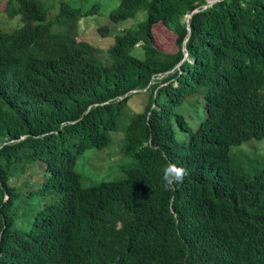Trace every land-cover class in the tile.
I'll return each instance as SVG.
<instances>
[{
  "label": "trees",
  "instance_id": "16d2710c",
  "mask_svg": "<svg viewBox=\"0 0 264 264\" xmlns=\"http://www.w3.org/2000/svg\"><path fill=\"white\" fill-rule=\"evenodd\" d=\"M117 1L109 23L136 26L104 50L81 29L109 35L101 2L6 0L0 264H264V157L252 177L230 157L264 138V0ZM115 132L135 167L86 187L79 157Z\"/></svg>",
  "mask_w": 264,
  "mask_h": 264
},
{
  "label": "rangeland",
  "instance_id": "374dc122",
  "mask_svg": "<svg viewBox=\"0 0 264 264\" xmlns=\"http://www.w3.org/2000/svg\"><path fill=\"white\" fill-rule=\"evenodd\" d=\"M56 4L60 0H51ZM73 5L81 6L85 9H89L93 3L101 2L102 16L99 17L98 21L101 22L103 27L108 28L109 35L103 37L98 31V24L93 19H84L81 29L83 37L104 50H107L109 46L114 43V36L117 35L121 29L133 28L136 26L137 19H130L119 25H113L109 23L108 17L111 10L118 6V1L114 0H67ZM212 1V0H208ZM6 6V0H0V15L4 11ZM114 8V9H115ZM141 18L145 17V14H140ZM139 17V18H140ZM156 46L163 52L175 53L178 51L176 45V37L172 33L159 32ZM189 118H192V114ZM193 123V122H192ZM113 141L109 148L106 150L92 149L86 152V154L79 157L77 161V171L84 175L85 186L97 185L104 181H118L127 177L126 172L135 167V161L131 157H127L123 154L121 149L125 144L124 134L122 132L112 133ZM246 152L243 155L240 154L241 148H233L230 152V157L236 160V164H240L241 170L248 176L252 177L254 173L258 172L262 165V159L264 157V138L261 140L253 139L246 144ZM123 154V157H121ZM36 178V175L34 176Z\"/></svg>",
  "mask_w": 264,
  "mask_h": 264
},
{
  "label": "clouds",
  "instance_id": "9594fccd",
  "mask_svg": "<svg viewBox=\"0 0 264 264\" xmlns=\"http://www.w3.org/2000/svg\"><path fill=\"white\" fill-rule=\"evenodd\" d=\"M212 1H218V0H212ZM210 2L211 1H208V3H209L208 6L213 5V4L210 5ZM208 6H206L205 8H207ZM189 16H191V15H189ZM189 16H187L188 20L191 18V17L188 18ZM185 44H186V41H185ZM186 56L188 57L187 53H186ZM121 151L123 152V148L121 149ZM186 175H187V171L185 168H183L177 164L169 162L168 165L163 169L162 179L164 182V185H163L164 189L166 191L174 190L175 185L182 183Z\"/></svg>",
  "mask_w": 264,
  "mask_h": 264
},
{
  "label": "water",
  "instance_id": "95a60500",
  "mask_svg": "<svg viewBox=\"0 0 264 264\" xmlns=\"http://www.w3.org/2000/svg\"><path fill=\"white\" fill-rule=\"evenodd\" d=\"M215 3V1H211L210 2V5H212V4H214ZM191 16H189L188 18H190Z\"/></svg>",
  "mask_w": 264,
  "mask_h": 264
}]
</instances>
